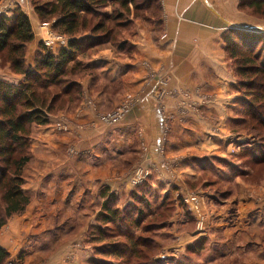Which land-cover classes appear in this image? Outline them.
<instances>
[{
	"label": "rangeland",
	"instance_id": "374dc122",
	"mask_svg": "<svg viewBox=\"0 0 264 264\" xmlns=\"http://www.w3.org/2000/svg\"><path fill=\"white\" fill-rule=\"evenodd\" d=\"M53 1L0 0V17H11L17 8L29 18L34 37L25 46V65L34 66L69 40L34 10V4ZM217 2L234 24L264 26V16L242 5L247 0ZM118 3L109 0L97 15L87 16L91 28L102 21L101 14L122 13L109 24L110 33L89 29L79 34L84 48L67 63L70 75L61 79L62 86L35 89L48 97L52 111L46 124L31 126L28 161L20 172L29 202L0 227V248L6 252L1 264H122L125 260L102 253L117 239L104 240L97 230L117 231L99 221L102 204L111 201L108 194L114 197L112 207L139 218L138 230L127 223L131 216L123 218L124 228L151 240L150 257L159 264H264V115L254 111L261 103L247 95L250 86L239 83L224 38L231 27L216 31L220 59L215 71L204 73L197 85H172L175 68L184 76L192 75L193 66L164 60L178 48L170 44L174 25L164 0H135L128 11ZM21 78L9 64L0 68V79L16 83ZM143 98L152 102L157 124L160 117L157 145L148 143L138 119ZM194 118L201 119L205 132L231 134L237 141L218 149L193 144L191 133L200 132ZM203 137L200 132V142ZM147 157L158 166H143L141 159ZM143 190L150 200L147 207L135 198ZM245 198L254 204L249 224L245 208L242 215L238 207ZM137 206L142 214L134 211Z\"/></svg>",
	"mask_w": 264,
	"mask_h": 264
},
{
	"label": "trees",
	"instance_id": "16d2710c",
	"mask_svg": "<svg viewBox=\"0 0 264 264\" xmlns=\"http://www.w3.org/2000/svg\"><path fill=\"white\" fill-rule=\"evenodd\" d=\"M108 1L54 0L53 2H45V4H34V10L42 22L53 21L51 23L52 30L69 37L65 47L59 48L56 53L47 51L36 61L34 66L25 65L23 59L25 46L34 37L28 16L16 8L11 17H0V68L9 64L12 73L22 76L16 83L0 79V227L6 218L21 214L29 202V196L22 188L23 178L20 172L28 161V141L31 126L46 124L48 114L52 111L48 97H42L43 95L37 94L36 90L38 87L47 88L56 84L62 86L63 80L61 79L70 75L66 71L67 63L84 48L81 45L85 38L78 37L82 31L90 29L92 33H99V35L110 33L113 26L109 24L111 21L122 17L120 11H117L114 16L106 13L101 14L102 21L91 28H87L85 24L88 21L87 16L97 15L96 11L105 7ZM112 1H118L119 8L128 11V6L134 5L135 0ZM242 5L246 8H252L254 14L264 16V0H247V3ZM226 35L224 37L225 41L228 42L226 45L229 49L231 48L230 57L236 61L237 74L240 77L239 83L245 88L250 86L251 90L247 91V95H250L253 101L261 103L255 104L256 109L254 111L259 109L258 114L263 116L264 31L252 32L229 28ZM94 37H89L90 41L93 42ZM72 87L76 91L79 89L77 84H72ZM62 90L66 93V88H62ZM47 93L52 94V91ZM144 181L137 187L142 185ZM145 191L143 190L139 198L137 195L135 198L138 199L139 203L146 204L147 207L150 200ZM102 195L106 196V191ZM107 196L111 201H105L102 204L103 208L99 221L104 225L116 226L117 231L115 234L114 232L107 233L102 227L97 228V230L104 236V240H110L114 237L117 241H113V245L106 249L102 248L103 255L106 258L113 257L121 261L125 260L122 264H159L150 257L155 248V245L150 242L151 240L147 242L145 241L146 238L142 239L135 230L129 231L124 228L126 223L123 218L131 216L132 213L125 216V210V212H121V209L110 205L113 204V195L108 194ZM142 209L137 206L134 211L136 214H142ZM127 211L129 212V210ZM131 217L127 223L137 227L138 230L141 221L137 217L134 219ZM141 231L146 230L141 229ZM5 257L6 252L0 248V264ZM132 258L140 259V261L132 263ZM176 264H184V262L180 261Z\"/></svg>",
	"mask_w": 264,
	"mask_h": 264
},
{
	"label": "crops",
	"instance_id": "0c3cea01",
	"mask_svg": "<svg viewBox=\"0 0 264 264\" xmlns=\"http://www.w3.org/2000/svg\"><path fill=\"white\" fill-rule=\"evenodd\" d=\"M167 18L174 25L172 26L170 35V42L177 45V49L173 50L170 54H166L164 60L173 65H177V62L185 61V63H192V75L188 73L186 75H182L183 72L180 68H175L173 74L170 78V83L172 85H197L200 84V78L207 71H215L217 61H219L220 52H218L219 44L217 40L216 31H220V28L234 24L229 20L227 16V11L225 6L220 5L217 0H164ZM236 24V23H235ZM234 24V25H235ZM169 39L166 41H170ZM165 42V43H166ZM218 48V49H217ZM166 51V50H165ZM218 65V64H217ZM190 66V65H189ZM188 66V68H189ZM187 68V69H188ZM113 75H117L113 73ZM5 78H8L7 76ZM183 78H186L188 81H183ZM219 84V83H218ZM222 86V84H219ZM219 91V90H218ZM216 91V97H222L220 92ZM140 104H144L143 106H139L136 112L138 113V119L142 122L144 127L147 130V136L150 141L148 143L157 145L156 141L158 140V134H160L162 128L160 127V117H158V124L156 121V117H152L151 115V105L152 102L147 98H143ZM220 113V111H219ZM194 122L196 126H199V131L204 136L199 141V133L194 131L191 133L194 137L193 144H199L200 147L203 148H213L218 149L222 148V144L229 143L230 141H237L234 136L231 134H213L211 132H205L206 128L204 123L201 122L200 118H194ZM201 126V127H200ZM218 137L213 141L206 139L212 136ZM207 137V138H206ZM184 145H189L188 142H184ZM151 153L154 154L153 149L151 148ZM141 159V164L148 167H157L155 162H152L151 158ZM191 167V165H190ZM124 182V180H122ZM93 181H91V184ZM120 184V183H118ZM72 191V190H71ZM70 191V194H71ZM89 191V189H87ZM60 198L62 197V192ZM244 203L239 204L238 207L241 208V213L243 215L244 207L246 213V224L252 222L254 218L253 207L254 204L248 198L244 199ZM258 210V209H257ZM260 211V210H258ZM250 213V215H248ZM248 215V216H247Z\"/></svg>",
	"mask_w": 264,
	"mask_h": 264
},
{
	"label": "water",
	"instance_id": "95a60500",
	"mask_svg": "<svg viewBox=\"0 0 264 264\" xmlns=\"http://www.w3.org/2000/svg\"><path fill=\"white\" fill-rule=\"evenodd\" d=\"M254 26L250 25V26H247V28H244V26H241V25L231 24L230 29H247V30H253V31H256V30L264 31V26H260V25H254Z\"/></svg>",
	"mask_w": 264,
	"mask_h": 264
},
{
	"label": "built area",
	"instance_id": "2783aa9c",
	"mask_svg": "<svg viewBox=\"0 0 264 264\" xmlns=\"http://www.w3.org/2000/svg\"><path fill=\"white\" fill-rule=\"evenodd\" d=\"M113 116H115V115H113Z\"/></svg>",
	"mask_w": 264,
	"mask_h": 264
}]
</instances>
